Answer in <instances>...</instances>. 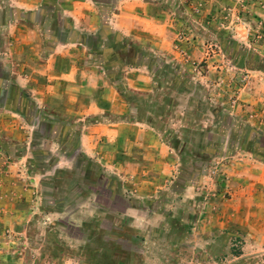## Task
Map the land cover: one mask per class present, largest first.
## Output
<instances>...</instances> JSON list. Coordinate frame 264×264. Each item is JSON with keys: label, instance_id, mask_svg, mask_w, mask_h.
Segmentation results:
<instances>
[{"label": "rangeland", "instance_id": "374dc122", "mask_svg": "<svg viewBox=\"0 0 264 264\" xmlns=\"http://www.w3.org/2000/svg\"><path fill=\"white\" fill-rule=\"evenodd\" d=\"M114 1L74 30L181 64L192 91L57 42L65 0H0V264H264V159L247 146L264 136V0ZM203 97L225 118L189 115ZM113 123L118 141L83 144Z\"/></svg>", "mask_w": 264, "mask_h": 264}, {"label": "trees", "instance_id": "16d2710c", "mask_svg": "<svg viewBox=\"0 0 264 264\" xmlns=\"http://www.w3.org/2000/svg\"><path fill=\"white\" fill-rule=\"evenodd\" d=\"M97 7H100L99 9L102 10V12L108 10L111 14L114 12L115 7V1L114 0H91ZM53 12L55 14V25L62 30L63 33L59 36H55V39L57 42L64 44L68 42H72L74 40H77L76 42H79L80 44H83L84 47L88 51V56L96 55L99 57H104L103 55H107L108 59H105V66L102 62H99L98 64L102 67L103 71H106L107 68H109V64L111 62H117V68L122 70V67L128 66V67H139V66H146V68L151 72V74L154 76L153 82L156 84V88L158 89L160 86L158 84V81L155 80L156 77H164L167 78L165 83L169 86H167V90H172L173 88H178L179 91L188 94L192 91V86H187L188 83H186V75L182 71V65L177 62H170L168 63L166 59L160 56H155L152 52H149L146 48H143L141 44L132 42L128 40L127 38H124L123 36H120L118 34H113L109 30H102L100 29L98 32L94 33L92 35L87 34H81L79 32H76L74 30V24L71 19L65 18L62 15L60 5L59 4H53ZM78 37V39H76ZM127 58L128 61L123 64V59ZM168 76L170 77L168 79ZM112 77V76H111ZM115 77V76H114ZM179 84V85H176ZM121 85V84H120ZM119 90V94L125 99L127 104L133 106H137L139 102H143L141 98H139L135 93L128 90V88L124 86L116 87ZM155 88V89H156ZM198 91H201L199 88H197ZM125 91V93H123ZM123 95H122V93ZM150 97V96H149ZM148 97V98H149ZM205 97L199 98L197 101L189 100L190 104H196L195 107H193V110L189 113V115H205V112L211 114V117L219 118L222 116L225 118V116L221 113V108H213L211 107V104L209 102H205ZM167 107H173L174 103L171 101V103H167ZM188 119V117L186 118ZM254 131V130H253ZM188 131L182 132V140L187 141V135ZM256 138H253L247 142L248 148L254 152L258 157L264 159V145L262 144L264 142V136L263 134L259 133L255 134ZM175 144V143H174ZM207 145H211V142H208ZM256 145H260L259 148L256 147ZM176 147V146H174ZM203 146H195L194 149H197V151H190V155H193L195 157H199L202 153L205 154L208 152L210 156L214 155L213 149H202ZM208 150V151H206ZM210 151L212 153H210ZM186 154V153H185ZM105 186H107L110 193L115 192L112 190L110 185H107L105 182ZM115 190V189H114ZM116 193V192H115ZM118 194V193H117Z\"/></svg>", "mask_w": 264, "mask_h": 264}, {"label": "crops", "instance_id": "0c3cea01", "mask_svg": "<svg viewBox=\"0 0 264 264\" xmlns=\"http://www.w3.org/2000/svg\"><path fill=\"white\" fill-rule=\"evenodd\" d=\"M41 1L42 0H13L15 7L21 10L35 9L41 4ZM65 1L67 2L59 3L62 15L66 18L71 19L73 24L81 23L80 21L84 20L85 18L91 17L93 6H96L91 0H65ZM92 70L93 69H89L87 70V72L91 73ZM73 76L74 74L68 75L69 79L70 78L72 79ZM108 92L111 93V90L110 89L103 90V94L104 93L106 94ZM111 100H114V98H112ZM91 112L95 113L93 107H91ZM121 127H122L121 124L118 123L101 125L99 128L96 129L95 132H93L94 134H90L85 137V139L83 140L84 141L83 144L85 145L86 141L88 142L89 139L92 140L98 138H104L106 143L108 142L113 143L116 140L118 141L119 137H122L121 133L123 131L122 130L123 127L122 128ZM93 148L94 147L92 145L89 146L86 145L85 148H83V151L86 154H90L93 152Z\"/></svg>", "mask_w": 264, "mask_h": 264}]
</instances>
